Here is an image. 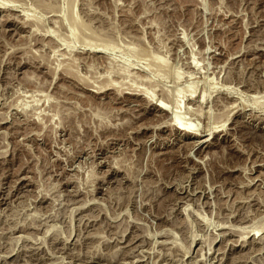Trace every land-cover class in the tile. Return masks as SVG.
<instances>
[{
    "label": "rangeland",
    "instance_id": "1",
    "mask_svg": "<svg viewBox=\"0 0 264 264\" xmlns=\"http://www.w3.org/2000/svg\"><path fill=\"white\" fill-rule=\"evenodd\" d=\"M0 264H264V0H0Z\"/></svg>",
    "mask_w": 264,
    "mask_h": 264
},
{
    "label": "bare ground",
    "instance_id": "2",
    "mask_svg": "<svg viewBox=\"0 0 264 264\" xmlns=\"http://www.w3.org/2000/svg\"><path fill=\"white\" fill-rule=\"evenodd\" d=\"M140 91H142V90H140ZM135 92H137V91H135ZM142 94H144V93H142ZM146 94V93H145ZM168 97H169V95H168ZM167 97V98H168ZM173 97H174V95H173ZM172 97V98H173ZM171 98V97H170ZM171 98V99H172ZM174 99V98H173ZM176 99V98H175ZM203 99V98H202ZM152 100V99H151ZM156 103H154L153 102V105L160 111V112H163V113H165V114H167V116L168 117H170V121H172L173 123L175 122L176 123V125H174L178 130H181V131H184L185 133H186V131L188 132V133H190V134H194L193 133V129H194V126H191L190 127V129L188 128L189 126H187V128L188 129H186L185 127L186 126H184V122L182 123V119H181V122H180V116H179V111L177 110L176 112H173V114H170L169 112H168V110L160 103H157V101H155ZM178 102V101H177ZM164 103V102H163ZM180 103V102H179ZM182 105V104H181ZM178 108V107H177ZM179 109H180V106H179ZM170 110V109H169ZM181 112V111H180ZM172 115H174L175 117H173ZM187 125V124H186ZM193 128V129H192ZM196 132V131H195ZM187 133V134H188ZM189 134V135H190ZM196 135V134H195ZM205 143V142H204ZM251 235V234H250ZM255 236H257V234L255 235ZM253 239V238H252Z\"/></svg>",
    "mask_w": 264,
    "mask_h": 264
}]
</instances>
